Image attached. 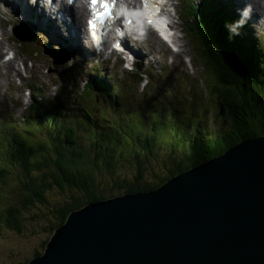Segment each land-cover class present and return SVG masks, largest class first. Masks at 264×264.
I'll return each instance as SVG.
<instances>
[{"label":"trees","instance_id":"1","mask_svg":"<svg viewBox=\"0 0 264 264\" xmlns=\"http://www.w3.org/2000/svg\"><path fill=\"white\" fill-rule=\"evenodd\" d=\"M184 6L185 21L192 25L194 59L225 117L218 131L195 114L194 124L186 120L180 107L172 104L175 94L170 87L177 79L142 65L113 79L86 69L84 83L82 73L63 67L58 75L65 85L55 84L59 89L50 96L35 79L27 86L32 100L21 120L0 103L1 138L8 140L0 143V180L17 186L10 204L0 207V228L21 232L22 209L49 202L46 193L57 188L64 194L63 202L50 205L48 226L42 228L51 233L70 211L108 198L116 189L121 194L155 189L240 141L264 134V48L253 41V30L243 28L234 0H189ZM13 40L23 56L50 62L41 43L21 42L14 36ZM188 98L182 96L178 102ZM169 115L174 120L165 122ZM17 122L25 127L17 129ZM78 129L88 143L80 142ZM124 144L129 145V157L121 154ZM155 157L168 162L164 175H155L158 183L143 181L146 165ZM123 165L132 166L133 179L119 175ZM46 242L41 243L43 250Z\"/></svg>","mask_w":264,"mask_h":264},{"label":"water","instance_id":"2","mask_svg":"<svg viewBox=\"0 0 264 264\" xmlns=\"http://www.w3.org/2000/svg\"><path fill=\"white\" fill-rule=\"evenodd\" d=\"M25 264H264V134L70 211Z\"/></svg>","mask_w":264,"mask_h":264},{"label":"rangeland","instance_id":"3","mask_svg":"<svg viewBox=\"0 0 264 264\" xmlns=\"http://www.w3.org/2000/svg\"><path fill=\"white\" fill-rule=\"evenodd\" d=\"M197 1L198 0H195V3H197ZM243 1L244 2H241V0H234L235 7L238 9V20L244 21L242 22V25H244L243 28L253 30L256 39H253V37L251 38L253 39V41L259 44L260 49H263L264 15L261 19H256L254 17L256 16L253 12L254 9L252 10L250 5H255L259 11L261 10V6L259 4H253L252 1L251 4L247 2L248 0ZM231 2L232 0H229V3ZM13 3L14 1L11 2L9 8L10 10L13 9ZM178 3V0H173L172 10H174V6L179 8ZM0 9L6 12L8 10L1 2ZM7 13L9 15L6 13L2 14L10 19L12 11L11 13ZM2 14L0 15L2 16ZM186 14H188V9H186ZM66 17L67 19L70 18L68 14H66ZM33 18L34 16H30V18L28 19H30L31 21L34 20V22L36 20L37 24L42 25L39 23V17L36 19ZM63 19L64 18L61 14V20L57 19V22H60V24L62 25L61 22L63 21ZM174 19L176 20L175 33L178 34L176 35L178 37H174V40H176V42H178L179 44L178 50H174L168 44L164 46L165 42L158 43L157 39L153 35H150L149 38L142 37L141 39L143 40H141L140 42L138 38H135L134 41L128 40L129 44H131L136 50V52L133 51V54L136 55L134 63L126 62L122 55H119L116 51L112 50L110 44L103 54H99L98 52L100 46L98 48H94L88 38H82V36H84V32H82V26L79 27L81 34V36H79V43L81 44V52H83V55L79 54L75 50H73V52H70L69 50L66 51V47L61 43H59L58 46H55L54 41H52L54 39L46 41L43 40L40 35V31L38 30V33H36V31L34 32V34L36 35V40L34 41L43 43L44 45L46 44V49L48 51L58 52L60 54L58 56H64L65 60L63 62L55 61L51 56H49L47 52H45V47L43 45L44 53H46L43 54L50 59V62L44 63L39 60V58L35 57L34 54H31V57L37 59L26 62L25 57L19 54L18 50L16 49V44L13 43L15 41L8 31L10 30L11 32L13 26L12 28L11 26H9L7 27V29H5L4 25H0V33L5 36L6 39L5 40L2 35H0V42L3 43L0 45V103H6V110L10 112L13 117L20 118L19 120H21L23 115L22 113H24V106L28 105L29 100L31 101L32 99H30V95L26 91L24 92V97L22 99L23 94L21 91L23 87L29 85L34 79H37L45 88V96H50L56 90L54 87V82L65 85L66 81H63V79L58 75L59 71L63 67H70L71 70H73V73H82L84 77L87 75L86 69L89 71H91L92 69L100 74H103L108 79H113L116 78L117 75L124 73L126 69L131 68V66L142 65L146 69L158 71L163 76L166 75L168 77H175V79H177V81L173 82L170 87L173 89V93L175 94V99L172 101V104L180 107L181 111L185 113L184 117L186 120H188L189 118L191 119V123L194 124L197 119L195 117H192V114H195L199 117L200 120L203 121L204 125L207 124L209 128H213V130L218 131L217 128L222 119H225V117L221 115L219 111L220 108L213 99V96L209 94L208 88L206 86L207 80L205 79L204 70L199 65V63H196L194 59V53L191 49V42L194 38V36L191 34L192 29L190 28L192 25L188 23L189 21H186L184 25L187 28V32L184 33L182 31L180 10L174 13ZM23 21L26 20L19 21V23ZM247 24H249V26H247ZM42 27L48 29L47 26L42 25ZM53 27L54 29L56 28L55 26ZM62 30L63 29L61 28V32L59 31L60 34H63ZM28 32L30 31L23 30L20 27L19 35L27 36L29 35ZM46 32L52 35L51 32ZM17 33L15 34V36L17 35ZM245 33L249 34L248 32ZM60 34L59 36L64 39ZM57 35V32H55L53 37ZM59 36H57V38L55 39H58ZM8 40L10 44L8 43ZM24 40H26V38ZM51 43L56 49H54V47L52 48ZM6 44H9L10 46ZM88 49L92 50V52H90ZM9 52L15 53V56H8ZM7 56L8 59L4 60V58ZM118 60H121L123 62V68L126 69H123L122 67H114L115 63ZM52 61L53 64H51ZM27 69L31 70V77H29L28 79L24 77L25 75H27ZM169 72H172L173 76H170ZM22 77L24 78V84L22 86H19L20 83L18 79ZM178 77H180L181 79H179ZM189 95L191 96L190 99L188 98L185 101L178 102L180 97H187ZM17 106H19V108H17ZM199 108H203L205 110V113L200 112ZM71 113H75V111L72 110ZM2 120L3 117L0 115V143L5 144L6 142H8V140L5 136L1 138V132L3 131V126L1 125ZM170 120H174V115L167 116L165 122H168ZM18 122L17 129H19L21 126L25 127V124L19 125ZM178 124H183V121L179 120ZM15 129V126L11 127V130ZM78 135L82 144L89 142V140L86 139L85 132L82 129H78ZM2 144H0V146ZM121 148H123L121 154H127V156L129 157V145L124 144L121 146ZM167 166L168 162L162 158H150L146 165V170L142 180L158 183L159 179L156 178L155 175H164V170ZM119 175H124V178L126 180L133 179L134 174L132 166L123 165L120 169ZM16 188L17 186L13 184L12 181L7 180V182L4 184V182L0 180L1 208L10 204V201L13 199L14 194L17 192ZM121 193V189H116L111 196L119 195ZM63 196L64 194L57 188H51L46 193V197L49 202H38L35 205H30L29 208L22 209L20 215L22 225L21 232L6 228H0V264H22L23 262L25 264L29 259L34 257L36 252H38V254L43 252L41 243L43 240L47 241L52 234V231L51 233H48L46 232V230H42L43 227L46 228L48 226L46 225L45 221L46 215L49 213L51 204L56 203L55 205H57L63 202ZM53 220L54 219H52V221ZM54 222H56V220Z\"/></svg>","mask_w":264,"mask_h":264},{"label":"bare ground","instance_id":"4","mask_svg":"<svg viewBox=\"0 0 264 264\" xmlns=\"http://www.w3.org/2000/svg\"><path fill=\"white\" fill-rule=\"evenodd\" d=\"M12 1H14V3H13V9H11L12 14H11L10 19H8V17H6L4 14H2V13H6V14L8 13L0 9L1 10L0 14H2V16L0 15V25L1 26L4 25L5 29H7V27L10 24L14 23L17 20H26V21L20 22L18 25L14 26L13 29H11L14 35L18 32L16 36L19 39L24 40L26 38V40L28 41L32 40L33 37L35 36L34 32L35 31L37 32V28H38L43 40L46 41V40L54 39L52 41H54L55 46H58V44L61 43L66 48H68L70 52H73V50H75L79 54L83 55V52H81L82 47H81V44L79 43V36H81L80 29H79L80 23L74 20L75 13H74V10H72L71 6H68V7L62 6L61 8H54L51 12V11H47V9H44L41 6L30 5L27 0H0V2L3 3L6 9L10 8ZM117 1L119 3L120 9H125L128 12L129 17L132 16L137 21L135 26H133L130 29L128 35H126L123 39L120 40V43H122L124 46L126 43L128 48L136 52L135 48L131 44H129L127 40V38H133L134 36H137L138 38H142V37L149 38L150 35H153L157 39L158 43L163 42L162 39L157 37L151 31L150 27H147L146 24H144V22L138 21L139 16H140L139 12L140 10H142L146 14L147 18L159 22L162 27H166L171 32L170 42L172 43L174 47H179L178 42L174 40V37L177 38L178 36L176 35L178 34L175 33L176 32L175 21L172 15L173 0H117ZM251 1L253 4H259L261 6V10L259 11L255 5H250L251 9L252 10L254 9L253 12H254V15L256 16H254L253 14L252 15L256 19H261L262 16L264 15V0H248L247 2L251 4ZM241 2H244V1L241 0ZM174 9L175 11H178V8L175 6H174ZM77 11H78L79 17H83L87 13V9L84 5H80ZM59 12H62V17L64 18L62 21L63 25H60L55 20L51 19V17L49 16L50 14L51 15L55 13L58 14ZM66 14L69 15L70 17L69 19H67ZM30 16H34L33 19H36L39 17V23L42 24L43 26H47L48 29H45L42 27V25L37 24L36 20L34 22V20L31 21L30 19H28L30 18ZM53 26H55L56 28L54 29ZM114 26L120 27V23L116 21L112 25H110L108 28L103 27L99 30V33L97 36V43L100 46V49L98 52L99 54H103L105 52V50L109 46V43H108L109 39H112L114 37V32H113ZM20 27L23 30L30 31L28 32L29 35L27 36L19 35ZM61 28L63 29L62 30L63 34L59 33V31L61 32ZM46 31L51 32L52 35L48 34ZM55 32H57L58 34L57 36H59L60 34L62 35L64 39H62L60 36L58 37V39H55L57 38V36L53 37ZM0 35L2 34L0 33ZM2 37L5 39V36L2 35ZM83 37L88 38L85 33H84V36H82V38ZM8 43H9V40H8ZM1 44L3 43L0 42V45ZM9 44H6V45L10 46ZM114 44H115V41H114ZM166 45H167V42L164 43V46ZM44 47H45V52H47L55 61L63 62L65 60L64 56H58L60 55L58 52L48 51L46 49L47 47L46 44L44 45ZM89 51L92 52V50H89Z\"/></svg>","mask_w":264,"mask_h":264},{"label":"snow or ice","instance_id":"5","mask_svg":"<svg viewBox=\"0 0 264 264\" xmlns=\"http://www.w3.org/2000/svg\"><path fill=\"white\" fill-rule=\"evenodd\" d=\"M99 2H101V0H92L93 4H96V3H99ZM101 15H103V14H101Z\"/></svg>","mask_w":264,"mask_h":264}]
</instances>
